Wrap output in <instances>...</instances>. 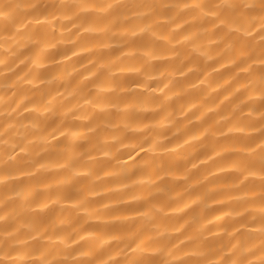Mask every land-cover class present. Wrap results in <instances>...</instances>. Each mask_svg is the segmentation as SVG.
Wrapping results in <instances>:
<instances>
[{"label":"clouds","instance_id":"clouds-1","mask_svg":"<svg viewBox=\"0 0 264 264\" xmlns=\"http://www.w3.org/2000/svg\"><path fill=\"white\" fill-rule=\"evenodd\" d=\"M0 264H264V0H0Z\"/></svg>","mask_w":264,"mask_h":264}]
</instances>
